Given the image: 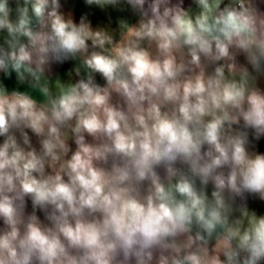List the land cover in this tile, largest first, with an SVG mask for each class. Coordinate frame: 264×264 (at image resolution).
<instances>
[{
    "label": "clouds",
    "instance_id": "9594fccd",
    "mask_svg": "<svg viewBox=\"0 0 264 264\" xmlns=\"http://www.w3.org/2000/svg\"><path fill=\"white\" fill-rule=\"evenodd\" d=\"M0 264H264V0H0Z\"/></svg>",
    "mask_w": 264,
    "mask_h": 264
}]
</instances>
